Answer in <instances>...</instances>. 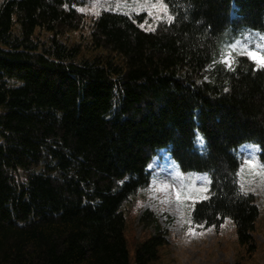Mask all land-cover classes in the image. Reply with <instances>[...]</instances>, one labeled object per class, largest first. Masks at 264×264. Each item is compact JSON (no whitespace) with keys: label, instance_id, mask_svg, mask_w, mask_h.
<instances>
[{"label":"trees","instance_id":"obj_1","mask_svg":"<svg viewBox=\"0 0 264 264\" xmlns=\"http://www.w3.org/2000/svg\"><path fill=\"white\" fill-rule=\"evenodd\" d=\"M156 30L105 10L91 46L68 44L72 0H0V264H155V232L131 254L124 209L148 189L166 150L185 175L209 179L193 225L230 221L248 256L259 208L242 190V144L264 167V68L244 48L264 41V0H164ZM49 35L41 39L39 32ZM235 55L232 68L219 59Z\"/></svg>","mask_w":264,"mask_h":264},{"label":"rangeland","instance_id":"obj_2","mask_svg":"<svg viewBox=\"0 0 264 264\" xmlns=\"http://www.w3.org/2000/svg\"><path fill=\"white\" fill-rule=\"evenodd\" d=\"M82 16V25L76 31H62L60 35L68 44L82 47L83 57H92L99 51L91 46L89 34L93 20L100 12L110 10L130 16L141 17L139 25L146 30H156L171 21L163 0H72ZM47 33L39 32L38 37L46 39ZM264 54L262 49L254 50ZM226 67H230L224 62ZM231 56V55H230ZM231 66L233 64V57ZM255 62V61H254ZM257 66L264 67L255 62ZM243 159L241 184L244 190L256 195L259 217L254 237L257 250L248 256L239 246L233 224L225 221L218 227H195L197 235H189L188 223L192 205L206 197L207 180L193 177L186 180L177 170L167 154H160L149 165L150 186L143 197H138L124 209L125 238L130 253L135 246L155 232L153 226L143 227L141 214L149 211L157 221L167 244L160 251V261L155 264H264V168L257 160V150L244 146L240 150ZM184 199L177 202L176 193ZM197 226V225H193Z\"/></svg>","mask_w":264,"mask_h":264},{"label":"snow or ice","instance_id":"obj_3","mask_svg":"<svg viewBox=\"0 0 264 264\" xmlns=\"http://www.w3.org/2000/svg\"><path fill=\"white\" fill-rule=\"evenodd\" d=\"M241 54L247 55L251 60L255 61L257 64L264 66V54L258 53V52L253 51V50H248V51L243 52ZM224 62L226 64H228L229 66H231V62H232L231 56L230 55L226 56ZM183 199H184V197L182 196V194L180 192H177L176 193L177 202H181ZM187 223L189 225V227H188L189 235H193V236L197 235V233L195 231V227H202V226H199V225L193 226V223H192L190 218L187 220Z\"/></svg>","mask_w":264,"mask_h":264}]
</instances>
